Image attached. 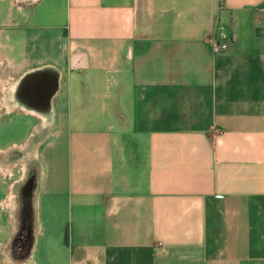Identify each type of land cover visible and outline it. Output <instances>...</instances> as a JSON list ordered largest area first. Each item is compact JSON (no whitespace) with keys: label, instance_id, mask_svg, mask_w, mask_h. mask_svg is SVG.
Here are the masks:
<instances>
[{"label":"crops","instance_id":"crops-1","mask_svg":"<svg viewBox=\"0 0 264 264\" xmlns=\"http://www.w3.org/2000/svg\"><path fill=\"white\" fill-rule=\"evenodd\" d=\"M13 129L0 264H264V0H0Z\"/></svg>","mask_w":264,"mask_h":264},{"label":"built area","instance_id":"built-area-1","mask_svg":"<svg viewBox=\"0 0 264 264\" xmlns=\"http://www.w3.org/2000/svg\"><path fill=\"white\" fill-rule=\"evenodd\" d=\"M229 46V38L221 30H216L211 40V49L214 52H220Z\"/></svg>","mask_w":264,"mask_h":264},{"label":"rangeland","instance_id":"rangeland-1","mask_svg":"<svg viewBox=\"0 0 264 264\" xmlns=\"http://www.w3.org/2000/svg\"><path fill=\"white\" fill-rule=\"evenodd\" d=\"M50 129V128H49ZM17 130H10L9 132H5V134H1V136H0V146H3L5 143H7V142H9L10 140H15V141H18L19 140V138L21 137V135H23V134H25V130L24 129H22V131L21 132H16ZM48 131V130H47ZM18 133V134H16V133ZM13 133H15L14 135H13ZM30 165H33L32 163L31 164H28L27 165V172H29L28 170H30L31 168H30ZM26 172V173H27ZM16 175H14L13 177H15ZM28 177V176H27ZM26 177V178H27Z\"/></svg>","mask_w":264,"mask_h":264},{"label":"water","instance_id":"water-1","mask_svg":"<svg viewBox=\"0 0 264 264\" xmlns=\"http://www.w3.org/2000/svg\"><path fill=\"white\" fill-rule=\"evenodd\" d=\"M50 94H51V93H48V94L46 95V99H47L46 101H47V102H48L49 99H50ZM47 124L49 125V122L45 123V125H47Z\"/></svg>","mask_w":264,"mask_h":264}]
</instances>
